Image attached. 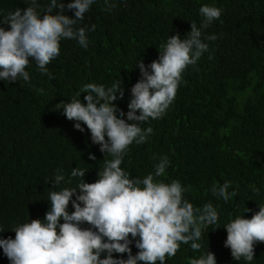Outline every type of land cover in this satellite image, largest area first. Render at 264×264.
I'll return each instance as SVG.
<instances>
[{
  "label": "trees",
  "instance_id": "1",
  "mask_svg": "<svg viewBox=\"0 0 264 264\" xmlns=\"http://www.w3.org/2000/svg\"><path fill=\"white\" fill-rule=\"evenodd\" d=\"M36 2L40 11L50 0ZM59 2L66 6L71 0ZM112 3L115 7L108 10L104 0H94L78 22L77 27L86 28L87 48L74 39L60 41V55L46 66L51 78L32 61L25 69L28 82L22 77L0 80V238L14 239L18 225L43 220L50 210L49 193L81 182L75 177L67 183L73 168L85 170L84 182L92 183L112 159L92 143L82 122L83 132L74 128L76 122L63 115L61 102H70L85 84L107 89L120 82L124 96L117 93L114 104L126 114L131 87L140 79L138 63L156 60L171 35L186 38L191 22L200 28L199 9L209 5L222 11L219 20L202 29L208 51L185 70L166 113L140 123L153 132L145 143L129 146L120 167L130 178L143 179L154 175L155 165L166 156L165 175L154 178L178 180L194 207L211 203L218 212V222L202 229L200 250L193 251L191 242L181 244L164 264H188L207 251L215 255L216 264H264V243L254 245L251 262L233 259L224 246L226 225L237 216L250 219L264 206V0H109ZM29 6L31 0H0V20ZM63 14L74 18V10L66 7ZM209 35L217 39L207 40ZM85 95L76 98L86 103ZM116 115L132 123L119 111ZM89 154L96 159L90 160ZM58 174L65 180L53 187ZM225 181L230 182L228 191L236 193L227 202L212 192ZM73 210L70 203L69 213ZM129 247L133 255L139 251L135 240ZM127 255L113 253V258ZM0 264H10L3 249Z\"/></svg>",
  "mask_w": 264,
  "mask_h": 264
},
{
  "label": "clouds",
  "instance_id": "2",
  "mask_svg": "<svg viewBox=\"0 0 264 264\" xmlns=\"http://www.w3.org/2000/svg\"><path fill=\"white\" fill-rule=\"evenodd\" d=\"M93 2L71 0L65 6L59 0H50L45 9L38 11L40 5L31 0V6L8 13L0 20L10 26L8 30L0 27V80L16 82L22 77L28 82L30 77L25 69L32 61L41 74L51 78L46 66L60 55L62 39L77 40L87 48L86 28L77 24ZM104 3L108 10L115 7L109 0ZM65 7L74 10V18L63 14ZM221 11L215 6H201L200 28L191 22L186 38L179 33L171 35L161 44L163 52L156 60L148 65L142 60L138 63L140 79L131 87L126 114L114 104L117 93L119 98L124 96L120 82L107 89L103 85L85 84L76 97L86 93V103L76 97L68 103L61 102L63 115L76 122L74 128L83 132L82 122L91 134L92 143L98 144L100 152L110 154L112 159L105 161L102 171L97 172L98 179L92 183L84 182L85 170L73 168L67 183L75 177L82 178L81 182L76 188L51 191L50 210L43 220L32 219L18 225L13 230L14 239L0 238V249L10 264H164L166 258L176 255L181 244L191 242L193 251L201 249L197 241L202 238V229L218 222V212L211 203L203 208L194 207L184 198L186 188L178 180L166 183L154 178L165 175L168 158H161L154 175L149 173L143 179L130 178L120 165L129 146L133 142L145 143L153 132L151 127L142 129L140 123L159 119L166 113L185 70L208 51V44L201 38L202 29L219 20ZM206 39L214 41L217 36L209 35ZM38 91L42 93L43 89ZM118 111L132 123L118 118ZM89 159L96 157L89 154ZM64 180L63 174L56 175L53 187ZM229 186L230 182L225 181L219 188L213 187L212 192L227 202L236 195L228 191ZM70 203L74 209L71 213ZM85 223L89 227H80ZM225 229L224 246L230 248L232 258L251 262L254 245L264 243V206L250 219L237 216ZM133 240L139 250L135 255L129 247ZM113 253H127V259L113 258ZM188 264H216L215 255L207 251L199 258H190Z\"/></svg>",
  "mask_w": 264,
  "mask_h": 264
}]
</instances>
